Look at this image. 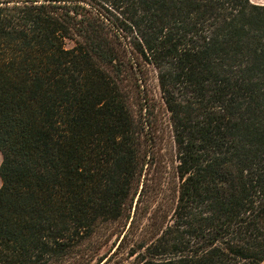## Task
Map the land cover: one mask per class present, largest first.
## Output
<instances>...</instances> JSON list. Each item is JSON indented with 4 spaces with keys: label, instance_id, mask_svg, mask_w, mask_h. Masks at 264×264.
I'll return each instance as SVG.
<instances>
[{
    "label": "trees",
    "instance_id": "16d2710c",
    "mask_svg": "<svg viewBox=\"0 0 264 264\" xmlns=\"http://www.w3.org/2000/svg\"><path fill=\"white\" fill-rule=\"evenodd\" d=\"M151 78L175 183L142 207ZM0 153V264H262L264 5L0 0Z\"/></svg>",
    "mask_w": 264,
    "mask_h": 264
},
{
    "label": "rangeland",
    "instance_id": "374dc122",
    "mask_svg": "<svg viewBox=\"0 0 264 264\" xmlns=\"http://www.w3.org/2000/svg\"><path fill=\"white\" fill-rule=\"evenodd\" d=\"M250 1L255 5H264V0ZM150 84L148 97L153 107L150 109V113L149 111H146V113L145 110L143 111L147 120L144 130H142V146L143 150L149 155L147 159L150 164L148 169L144 171L143 181L146 185V191L142 207H146L147 203L156 206L157 204H170L175 183L173 176L175 154L171 131L167 123L168 115L160 102L158 93L153 88L155 81L152 78ZM134 111L138 119L140 110L137 105H135ZM1 161L2 155L0 153V164Z\"/></svg>",
    "mask_w": 264,
    "mask_h": 264
}]
</instances>
